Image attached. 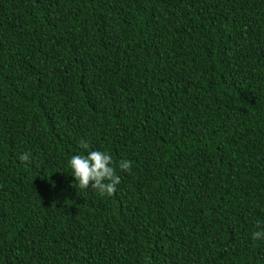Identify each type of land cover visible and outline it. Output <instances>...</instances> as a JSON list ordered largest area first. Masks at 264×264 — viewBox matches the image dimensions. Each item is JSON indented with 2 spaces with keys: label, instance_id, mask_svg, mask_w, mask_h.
Listing matches in <instances>:
<instances>
[{
  "label": "trees",
  "instance_id": "trees-1",
  "mask_svg": "<svg viewBox=\"0 0 264 264\" xmlns=\"http://www.w3.org/2000/svg\"><path fill=\"white\" fill-rule=\"evenodd\" d=\"M257 230L264 0H0V264H264Z\"/></svg>",
  "mask_w": 264,
  "mask_h": 264
},
{
  "label": "clouds",
  "instance_id": "clouds-1",
  "mask_svg": "<svg viewBox=\"0 0 264 264\" xmlns=\"http://www.w3.org/2000/svg\"><path fill=\"white\" fill-rule=\"evenodd\" d=\"M84 147L87 148L88 145L84 143ZM19 159L28 161L29 154L21 153ZM66 165L74 178L75 186L81 189H94L100 195L110 196L120 180L113 166V158L107 150L92 149L84 153L72 154L67 158ZM118 166L128 170L130 161L122 160ZM251 235L254 239L260 238L264 236V230L253 231Z\"/></svg>",
  "mask_w": 264,
  "mask_h": 264
}]
</instances>
